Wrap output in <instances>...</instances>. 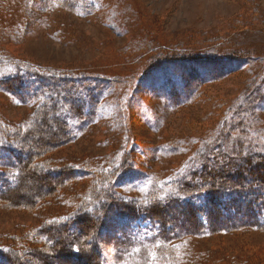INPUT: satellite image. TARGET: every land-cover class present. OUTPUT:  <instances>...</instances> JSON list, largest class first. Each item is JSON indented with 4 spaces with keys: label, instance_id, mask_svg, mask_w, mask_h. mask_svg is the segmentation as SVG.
<instances>
[{
    "label": "trees",
    "instance_id": "16d2710c",
    "mask_svg": "<svg viewBox=\"0 0 264 264\" xmlns=\"http://www.w3.org/2000/svg\"><path fill=\"white\" fill-rule=\"evenodd\" d=\"M69 1L36 3L51 12L54 3L65 6ZM169 50L156 47L153 54L150 72L162 73L163 84L155 88L162 78L156 75L149 86L158 105L141 113L148 124L151 119L164 122L165 112L174 114L198 100L207 102L204 89L243 70L240 65L216 70L222 64L227 67L232 57L243 56L229 48L205 45ZM260 61H251L257 64L247 85L212 128L197 138H178L164 149V153L183 156L176 176L146 178L144 170L133 169L125 160L115 175V186L131 181L139 191L136 198L113 189L89 207L81 199L70 215L41 223L25 242L15 236L9 244L0 243V264H113L104 255V245L117 252L114 264H181L192 239L264 233V142L256 140L264 134V125L253 126L260 124V112L264 113V53ZM20 63L0 56V90L31 103L30 115L22 122L0 123V167L6 169L0 170V208L29 211L55 196L78 172L66 163L45 165L43 159L73 142L87 126L85 119L91 120L94 114L85 105L94 100L97 104L99 95L96 99L93 92L97 85L75 72H43ZM109 173V177L115 174L114 170ZM25 177L40 185H27ZM139 181L142 188L135 186ZM24 194L29 195L26 200L20 198ZM139 220L150 222L146 233L129 229Z\"/></svg>",
    "mask_w": 264,
    "mask_h": 264
},
{
    "label": "rangeland",
    "instance_id": "374dc122",
    "mask_svg": "<svg viewBox=\"0 0 264 264\" xmlns=\"http://www.w3.org/2000/svg\"><path fill=\"white\" fill-rule=\"evenodd\" d=\"M42 1L0 0V56L7 55L22 66L28 64L43 72H75L97 85L93 92L99 100L85 105L86 111L94 114L91 120L85 119L83 125L87 126L73 142L43 159L45 165L66 163L77 169L76 175L34 209L0 208V243L9 244L15 236L25 242L35 227L67 217L84 198L85 207L99 203L98 196L113 189L136 198L139 191L131 181L115 186V175L125 160L133 169L144 170L146 178L176 176L183 156L164 153V149L178 138H197L212 128L230 100L247 85L249 73L256 62L261 63L264 53V0H70L65 6L54 3L51 12H44ZM205 45L229 48L246 56L232 57L227 67L222 64L216 70L223 72L239 65L243 70L204 89L207 102L198 100L177 113L165 112V121L159 124L154 119L146 123L144 110L158 105L151 96V81L161 75L155 88L163 84L162 73L150 72L155 48L200 49ZM30 112L31 103L12 99L0 90V123H20ZM260 114V124L253 125L256 128L264 125V113ZM256 140L264 142V134ZM172 169L174 174L170 173ZM0 170L6 171L2 167ZM111 170L115 174L109 177ZM24 180L27 185H40L36 180ZM142 185L141 181L135 184L137 188ZM28 197L24 194L20 198ZM148 225L150 222L139 220L129 229L146 233ZM103 250L114 264L117 252L105 245ZM233 261L264 264V233L192 239L181 264Z\"/></svg>",
    "mask_w": 264,
    "mask_h": 264
}]
</instances>
